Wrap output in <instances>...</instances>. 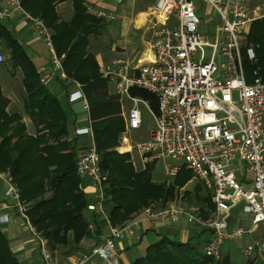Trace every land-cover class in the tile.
I'll list each match as a JSON object with an SVG mask.
<instances>
[{
  "label": "built area",
  "instance_id": "obj_1",
  "mask_svg": "<svg viewBox=\"0 0 264 264\" xmlns=\"http://www.w3.org/2000/svg\"><path fill=\"white\" fill-rule=\"evenodd\" d=\"M197 1L156 0L151 59L138 63L128 57L117 58L102 76L114 82L123 109L124 128L118 151L134 148L143 169L161 162L167 179L175 178L182 167L191 170L212 191V215L204 220L193 207L149 206L129 222L111 226L104 206L106 176L100 167L89 116L88 126L76 129L77 134L89 138L75 149L76 171L93 188L94 201L87 204L86 211L104 218L109 231L74 264H88L93 259L121 264L118 243L133 237L148 222L177 223L185 219L199 224L210 232L202 253L216 260L222 258L230 242L264 227V78L255 69L248 81L243 62V49L250 62L256 61L254 48L245 44L254 17L249 16L246 0H201L218 17L211 23L216 28L215 37L208 38L201 31ZM104 2L85 0V7L96 17L111 21L115 19L114 11L102 9ZM17 13L30 22L50 54L51 66L37 69L41 84L48 85L56 75L70 81L76 90L70 93L69 102L80 101L89 111L84 85L67 77L62 64L64 54L56 53L52 32L43 20L26 12L22 0H0V19H10ZM5 60L0 53V63ZM133 88L154 94L157 112L149 101L132 95ZM124 102L128 104L126 109ZM141 106L151 113L154 126L147 139L136 141L131 133L143 125ZM123 145L129 150L122 151ZM0 188V225L19 217L38 240L43 264H52L46 242L29 218L28 204L11 177L2 171ZM235 210L245 215L247 225H231ZM242 255L255 264H264V230L244 244Z\"/></svg>",
  "mask_w": 264,
  "mask_h": 264
},
{
  "label": "trees",
  "instance_id": "obj_2",
  "mask_svg": "<svg viewBox=\"0 0 264 264\" xmlns=\"http://www.w3.org/2000/svg\"><path fill=\"white\" fill-rule=\"evenodd\" d=\"M61 1L64 0H22V6L52 30L56 53L64 54L62 64L67 77L84 85L100 167L106 176L104 206L109 223L115 227L142 205L159 202V207L166 206L175 198L176 188L184 187L193 173L182 167L175 178L168 179L174 182H156L152 175L155 163L136 171L129 153L113 149L119 142L124 122L118 115L115 97L107 93V83L95 55L88 51L89 36L98 34L106 21L87 13L84 0H71L72 16L68 21L62 20L56 9ZM0 40L8 48L11 63L22 68L27 93L24 109L35 125V134H29L21 114L9 112L10 101L0 93V171L8 174L18 187L22 200L28 204L29 218L45 239L48 251L65 246L75 250L85 236L92 233L101 236L107 222L95 213L85 214L89 201L76 171L75 151L69 150L71 144L66 140L68 116L59 100L41 84L36 67L1 22ZM247 41L253 45L257 59L250 62L243 49L247 79L251 81L255 69L264 78V17L251 23ZM131 94L149 101L157 112L154 94L137 88L131 89ZM184 195L194 202L193 208H197L196 213L202 219L211 217L212 191L203 183H196ZM90 224L94 225V231ZM230 257V252H226L216 260L199 251L190 240L178 242L162 237L147 246L145 253L131 264H231ZM0 264H19L1 230Z\"/></svg>",
  "mask_w": 264,
  "mask_h": 264
},
{
  "label": "crops",
  "instance_id": "obj_3",
  "mask_svg": "<svg viewBox=\"0 0 264 264\" xmlns=\"http://www.w3.org/2000/svg\"><path fill=\"white\" fill-rule=\"evenodd\" d=\"M155 1L156 0H111L101 4L102 6L104 5L106 10L114 11L115 14V29L118 35L116 40L107 47L113 54L111 62L117 58L126 57L138 63L146 62L151 59L153 41L152 28L155 24L153 6ZM64 3L66 4L67 2L63 1L60 5L63 6ZM61 6L60 8L63 9ZM114 21H106L103 32H105L107 26ZM0 22L18 40L26 55L36 67V70L41 66H51L49 57L45 55V51L47 50L46 46L39 36L36 35L30 22L27 21L22 14H14L12 18L2 19ZM0 53L6 58L5 62L0 63V93L4 98L10 101L8 111L11 108H15L16 111L21 114L27 132L33 135L35 134V125L24 109V100L27 93L23 82L22 68L19 65L16 66L11 63L9 60L10 54L8 48L1 40ZM46 87L48 91L59 100L60 105L68 116L69 127L75 140V149L79 145L87 143L89 140L88 136L86 134H77L76 129L84 128L88 125H79L76 115H73V111L75 110L74 106L77 104L80 105L81 102L77 101L70 103L68 100L70 93L76 90L74 85L70 81L63 80L56 75ZM108 95L114 96V94L111 93ZM64 100L66 101L65 107L64 103H62ZM87 115L90 116L89 111H87ZM82 187L87 200L93 202L94 196L91 182L82 179ZM2 199V188H0V201ZM236 211L238 213H233L230 219L231 225H244L243 220H246L245 215L238 210ZM237 217L239 219H236ZM90 229L94 231V225ZM0 230L7 239L9 247L12 253L17 257L19 264H43V252L38 240L22 225L19 217H12L11 223L9 224H1ZM108 231L109 226L107 224L101 236L98 237L93 233L85 236L81 240L78 248L69 254L62 255L58 253V249L53 251L49 250L52 264H74L83 254L88 252L92 246L107 235ZM162 237H168L178 242L190 240L196 245L203 237V244L205 245L210 238V232L197 223L186 222L185 219L177 223H144L133 237L124 239L118 243L121 264H131L136 258L141 257L145 253L147 246L155 243ZM143 243H146L144 250ZM244 244L245 243L242 245L244 246ZM242 247L240 248L241 254ZM226 250L230 252L231 255L233 254L230 244ZM88 264H103V262L99 259H93Z\"/></svg>",
  "mask_w": 264,
  "mask_h": 264
},
{
  "label": "rangeland",
  "instance_id": "obj_4",
  "mask_svg": "<svg viewBox=\"0 0 264 264\" xmlns=\"http://www.w3.org/2000/svg\"><path fill=\"white\" fill-rule=\"evenodd\" d=\"M65 2H67L66 4L64 3L63 6L60 5L61 2H58L56 5V9H57V13L60 17V19L68 21L70 20L72 13H73V8H72V1L71 0H64ZM111 0H105V2H108ZM247 1V6H248V12H249V16L254 17L253 21L259 18L264 17V1L263 0H256V1H252V0H246ZM249 2V4H248ZM196 5L199 6V11L198 14L199 16L202 18V28L201 31L203 33H205L206 37L208 38H213L215 37L216 34V28L214 27L213 24H211L214 20L217 21L218 17L216 16V14L214 13V11L211 9V7H209L207 4L201 2V0H198L196 2ZM63 7V9L60 8ZM84 6H85V0H84ZM60 8V9H59ZM86 8V7H85ZM102 9L105 10L104 5L102 6ZM258 9V11H257ZM87 13L94 15L91 11H88L86 9ZM2 20V19H0ZM115 19H113L114 21ZM112 21V20H111ZM252 21V22H253ZM105 22V21H104ZM251 22V23H252ZM251 23L249 25L248 28V32L246 34V41L245 44L247 46H252L253 45L251 43H248L247 41V37L250 31V26ZM115 25H116V21L111 22L108 26H107V30L105 32H103V28H100L98 30V34L96 35H90L89 39H90V46L88 48V51L92 52L95 55V58L98 61V64L100 66V73L102 74V71L105 70L109 64L111 63L113 54L111 51H109L110 49L107 48L108 46H110L111 43H113V41L116 40L117 38V31L115 29ZM51 30V29H50ZM52 32V30H51ZM254 48V47H253ZM255 51V50H254ZM45 55H47V57H49L50 60V54L48 53V51H45ZM100 56V57H99ZM99 57V58H98ZM257 60V59H256ZM103 77V76H102ZM107 83V93H111L114 94L113 97H115V100L117 101L118 105H119V112L118 115L121 117V119L123 120V109L121 108V104H120V100L119 98L115 95V86H114V82L110 79V78H105ZM103 91V90H102ZM112 96V95H110ZM236 98V95H235ZM62 103H64V107L66 105V101H62ZM82 103H80V105H75L74 106V111H73V115L77 117V121L79 125H88L89 123V116L87 115V111H85V109H83L82 107ZM128 107L127 102H124V109H126ZM142 112H143V125L142 127L131 133V137L138 141V140H142V139H147L149 137V133L150 131L153 129V117L151 115V113L144 107L141 106ZM10 112H15L16 109L11 108L9 109ZM18 112V111H16ZM124 122V120H123ZM121 135V133H120ZM120 135L119 138L120 139ZM66 140L68 142H70V147L69 150H74L75 151V140L72 136L71 133V129L70 127H68V134L66 136ZM120 145V141L118 142L117 146H115L113 149L115 151H117L118 153H121L120 151H118L117 147ZM122 151H128L129 150V146L128 145H123L122 146ZM124 153H129V159L132 163V165L134 166V169L136 171H140V170H145L143 169L138 160L137 157L134 153V148L132 151L129 152H124ZM192 174V173H191ZM152 175H153V179L156 182H164L166 181L167 183H172L174 182L173 180H168L164 174V169H163V165L161 162H157L152 170ZM196 183L201 184L202 182H200L198 179H196L194 177V175L192 174L191 177L188 179L187 183L184 185V187L177 189L176 188V196L173 200L169 201L167 205H180L183 207H189V206H195L194 202L191 200H188L187 198H185V191H191L192 188L194 187V185ZM106 200V199H105ZM149 206H154V207H159L161 206L159 202H151L150 204H146V205H142L140 206L138 209H136L135 212H133L129 218L123 222V224L129 222L130 220H132L137 214H139L144 208L149 207ZM197 210V208H196ZM234 214L238 213L236 210L233 211ZM86 215H89V213H87V211H85ZM236 219H239L238 217ZM244 221V225H247L249 222L247 220H243ZM121 224V225H123ZM121 225H116V226H121ZM264 227H260L259 229H255L254 232L251 235H247L245 236L243 239H238L235 241L230 242L229 244L231 245L232 248V255L230 257V263L231 264H255L252 260H248L245 259V257L241 254L240 252V248L243 246V243H247L249 242L251 239H254L256 237L259 236V231H262L263 233ZM45 240V239H44ZM203 237L200 239V242L197 243V248L199 251L203 252ZM146 243H143V250L145 249V245ZM229 246V245H228ZM142 249V247H141ZM60 254L64 255V254H69L73 251V249L70 246H65V247H60L59 249ZM228 252L227 250L224 252V254Z\"/></svg>",
  "mask_w": 264,
  "mask_h": 264
}]
</instances>
